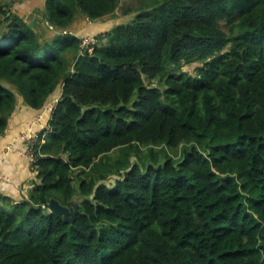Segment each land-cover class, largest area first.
I'll return each mask as SVG.
<instances>
[{"label":"trees","instance_id":"16d2710c","mask_svg":"<svg viewBox=\"0 0 264 264\" xmlns=\"http://www.w3.org/2000/svg\"><path fill=\"white\" fill-rule=\"evenodd\" d=\"M14 4L0 136L18 95L62 93L34 187L0 192V264H264V0H139L92 51L71 28L121 0H46L50 38Z\"/></svg>","mask_w":264,"mask_h":264},{"label":"crops","instance_id":"0c3cea01","mask_svg":"<svg viewBox=\"0 0 264 264\" xmlns=\"http://www.w3.org/2000/svg\"><path fill=\"white\" fill-rule=\"evenodd\" d=\"M14 1L15 6L25 2L30 5H27L30 8L28 9L30 10L28 19L31 20L32 27L37 31H43L40 28V20L36 17V14L37 12L41 13L42 16L46 14V0ZM18 12L21 13L20 10ZM118 13L119 10L116 11L115 16L110 15L96 20H90L81 15L77 24L71 30L77 32L80 36L97 35L123 21L121 15L117 16ZM49 29L54 31L52 27H49ZM61 93L62 86L59 85L50 95L47 103L39 109L29 105L22 95H18L16 108L10 117L8 128L5 134L0 136V192L20 199L22 196H28L34 187L38 180L37 172L25 153L26 145L21 140L20 135L29 126L38 130L47 128L52 108L59 100Z\"/></svg>","mask_w":264,"mask_h":264},{"label":"built area","instance_id":"2783aa9c","mask_svg":"<svg viewBox=\"0 0 264 264\" xmlns=\"http://www.w3.org/2000/svg\"><path fill=\"white\" fill-rule=\"evenodd\" d=\"M52 26V25H51ZM82 38V46L87 48L89 51L93 50V46L97 43V38H93L89 35H85ZM46 131L41 133V130L35 129L32 126H29L27 129L22 131L20 138L25 142L26 149L25 153L30 161H33L37 158V150L45 142Z\"/></svg>","mask_w":264,"mask_h":264},{"label":"rangeland","instance_id":"374dc122","mask_svg":"<svg viewBox=\"0 0 264 264\" xmlns=\"http://www.w3.org/2000/svg\"><path fill=\"white\" fill-rule=\"evenodd\" d=\"M23 1V0H22ZM121 3H122V7L119 9V13L117 14V16H119V15H121L122 17H123V21H125V20H128V18H130V15H133V13H127V12H124V8H126V6H131V5H138V3H139V0H121ZM27 5H29V4H26V2L24 3V4H19V5H16V6H18V7H16L15 6V4H14V6H12L11 8L13 9V10H16V11H21V14L22 15H24L25 17L27 16L28 17V15L30 14L29 12H30V10H28V9H30L29 7H27ZM30 6V5H29ZM38 10H39V8H38ZM116 14H114V16H115ZM36 17L40 20V28L43 30V31H45L46 33H48V38H50V34L52 33L51 31H49L50 29H47V27L46 26H50L51 27V24H50V22H49V20H48V18H47V16H45V15H41V13H39V12H37V14H36ZM42 17V18H41ZM45 23V24H44ZM46 25V26H45ZM83 36H85V35H83ZM82 36V37H83ZM97 43H99L98 41H97ZM199 61H197V62H193V63H190V64H185L183 67H184V69L185 70H187V71H189V72H193V73H196V71H197V69H196V67H197V65H199ZM154 82H156V80H154ZM156 148H158L157 146H155ZM146 151H147V148L145 147L144 149H143V153H146ZM137 155V154H136ZM136 155H134L133 156V160H137V156ZM173 155H175V153L173 154ZM114 177V176H113Z\"/></svg>","mask_w":264,"mask_h":264},{"label":"water","instance_id":"95a60500","mask_svg":"<svg viewBox=\"0 0 264 264\" xmlns=\"http://www.w3.org/2000/svg\"><path fill=\"white\" fill-rule=\"evenodd\" d=\"M72 207V205H64L57 198L52 197L50 199V209L58 215L65 216L68 220L70 219L69 215L72 212Z\"/></svg>","mask_w":264,"mask_h":264}]
</instances>
